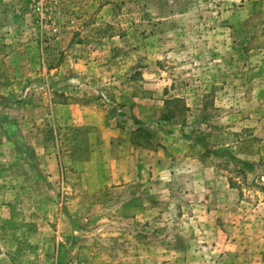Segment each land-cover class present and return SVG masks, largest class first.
Returning a JSON list of instances; mask_svg holds the SVG:
<instances>
[{"label": "rangeland", "instance_id": "374dc122", "mask_svg": "<svg viewBox=\"0 0 264 264\" xmlns=\"http://www.w3.org/2000/svg\"><path fill=\"white\" fill-rule=\"evenodd\" d=\"M1 123L0 264H264V0H0Z\"/></svg>", "mask_w": 264, "mask_h": 264}, {"label": "crops", "instance_id": "0c3cea01", "mask_svg": "<svg viewBox=\"0 0 264 264\" xmlns=\"http://www.w3.org/2000/svg\"><path fill=\"white\" fill-rule=\"evenodd\" d=\"M72 117L74 118H70V121L75 123L74 126H84L87 131L92 132V134L85 135H93L96 141L99 142L95 152L97 154L96 158H98L95 168L101 171L109 169V175H119L122 178L131 175L135 166V170H137L140 165L137 167L135 159L142 152V148L132 145L131 140L128 138L130 134L124 137L125 129L122 130L121 127L116 125H106L105 121L100 119V113L92 111V114H90L85 106H81L79 110L76 108ZM93 124L95 127H90ZM123 138L126 139V142ZM129 153H133V155L131 156Z\"/></svg>", "mask_w": 264, "mask_h": 264}, {"label": "trees", "instance_id": "16d2710c", "mask_svg": "<svg viewBox=\"0 0 264 264\" xmlns=\"http://www.w3.org/2000/svg\"><path fill=\"white\" fill-rule=\"evenodd\" d=\"M0 126H1V128L3 129V130H5L6 129V127H8V130H7V133L9 134V135H14V134H16L15 133V131H12L13 129H14V126L12 125V124H6V123H1L0 124ZM194 141H196L198 144H201V140L200 139H195ZM214 155H217V156H222V153L221 152H214ZM233 160H235V159H233ZM237 161H235V163H236ZM237 165H240L242 168H244V169H251L252 167H253V164H251V163H248V162H242V161H238L237 162Z\"/></svg>", "mask_w": 264, "mask_h": 264}]
</instances>
